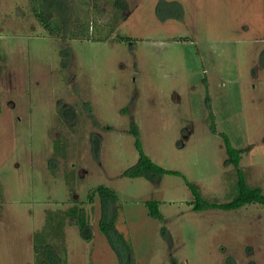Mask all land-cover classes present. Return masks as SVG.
Masks as SVG:
<instances>
[{
	"label": "rangeland",
	"instance_id": "374dc122",
	"mask_svg": "<svg viewBox=\"0 0 264 264\" xmlns=\"http://www.w3.org/2000/svg\"><path fill=\"white\" fill-rule=\"evenodd\" d=\"M89 1L90 23L114 21V0L101 14ZM126 2L98 41L52 36L31 0H0V264H39L36 233L73 206L92 239L67 216L49 239L64 264H121L88 196L99 185L118 195L130 264H264V205L196 211L186 182L211 202L234 196L226 133L264 191V0ZM134 126L145 153L183 176L124 174L140 155Z\"/></svg>",
	"mask_w": 264,
	"mask_h": 264
},
{
	"label": "trees",
	"instance_id": "16d2710c",
	"mask_svg": "<svg viewBox=\"0 0 264 264\" xmlns=\"http://www.w3.org/2000/svg\"><path fill=\"white\" fill-rule=\"evenodd\" d=\"M35 16L40 21L42 26L52 36H61L62 39H92V40H108L116 29V21L120 18L119 12L124 15L128 12V4L126 0H114L112 5L117 11L113 22H106L98 25V23L88 20L89 14V0H82L79 5L75 0H31ZM92 11L97 13L101 12V4L99 0H93ZM84 13L80 15V10ZM84 7H86L84 9ZM80 10H79V9ZM98 10V11H97ZM100 13V14H101ZM128 14V13H127ZM125 17V16H124ZM121 38H125L122 36ZM65 56H70V51H63ZM213 130L216 131L215 127ZM133 132L136 136V146L139 149L138 161L124 171V174L129 177L144 176L149 179L161 180L166 173H174L182 175L183 173L178 170L166 169L161 165L154 162L144 151L142 142L139 138V132L136 127H133ZM225 139L227 158L225 165H233L236 168V175L234 177V196L227 202H211L207 200L199 185L186 179L187 185L190 188L194 200L191 201L193 209L196 211L204 209H237L249 203H260L264 205V191L259 186H253L248 183L247 174L240 166L244 150L235 147L226 133L223 135ZM99 195L102 203L100 226L101 229L108 236L112 248L117 253L121 264H130L129 253L131 246L114 224L115 208L118 201L116 191L106 185H99L97 188L92 189L88 194L90 200H94L95 196ZM147 204L150 208V214L154 217L163 219L162 213L159 210V200H148ZM113 205V206H112ZM65 215V216H64ZM64 215L52 213L47 219V229L37 232L35 235V252L38 256L39 264H64V257L60 255V250L55 243L51 240H58L63 236L64 225L66 217L69 216L76 219V224L79 226L82 236L85 239H92V230L90 226V219L84 213V210L76 206L71 207ZM166 227H164L165 229Z\"/></svg>",
	"mask_w": 264,
	"mask_h": 264
}]
</instances>
